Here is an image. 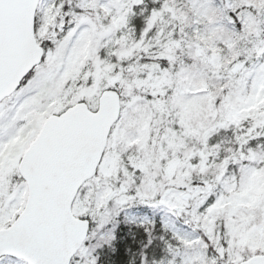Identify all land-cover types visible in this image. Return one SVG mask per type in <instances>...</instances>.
Masks as SVG:
<instances>
[{
  "label": "snow or ice",
  "instance_id": "1",
  "mask_svg": "<svg viewBox=\"0 0 264 264\" xmlns=\"http://www.w3.org/2000/svg\"><path fill=\"white\" fill-rule=\"evenodd\" d=\"M0 264H264V0H0Z\"/></svg>",
  "mask_w": 264,
  "mask_h": 264
}]
</instances>
